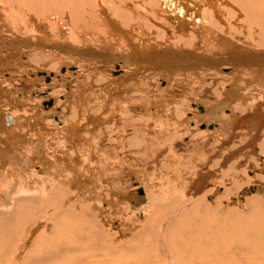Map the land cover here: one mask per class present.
Returning a JSON list of instances; mask_svg holds the SVG:
<instances>
[{
  "label": "rangeland",
  "instance_id": "rangeland-1",
  "mask_svg": "<svg viewBox=\"0 0 264 264\" xmlns=\"http://www.w3.org/2000/svg\"><path fill=\"white\" fill-rule=\"evenodd\" d=\"M170 1H176L175 3L178 2L177 4L179 6L185 3V0ZM207 1L189 0L188 2L187 0L186 2L188 3V9H191V11L194 10L197 14L201 15L203 14L202 12L205 13L207 9L215 14L216 10L215 16L220 18V21H225V19H227L225 22H227L229 27L233 25V29H238L237 32H235L238 34L229 31V33L225 35L230 38V41H233L231 40V36L235 37L233 39L237 40V48L244 47L241 51H243V49L247 50L249 46L252 48L250 51H254L255 53V50L264 51V47L258 48L249 40L248 34L251 31L253 33V37H251L252 39L254 38L253 41L259 40L260 28L250 24L251 21L245 16L246 13L239 4L240 0H223V2L222 0ZM245 1L253 4L259 3L258 0ZM151 2L152 0H132L133 6H131V10L140 14V16L138 15L139 24L141 25L139 31L133 26L130 27L133 30H129L130 28L119 23L121 29L126 30V32H132V35L136 39L134 43L137 44V46L140 47L142 45L141 42H146L147 46H141L142 48L144 47V50L138 47L140 51H147L151 48L150 44H152V41L149 39L150 37H163V35L168 37L169 35L171 36L172 32L170 31L168 35L165 33L166 31H163L161 19L164 17L161 18L159 17L160 15L156 16L153 14L151 16V13H149V11L147 12L148 7L149 9L153 7L155 10L158 8ZM2 3L3 2H0L1 6ZM3 5L5 6V4ZM4 6L2 7L5 8ZM39 7L42 9L45 6L41 3ZM254 7L253 9L257 8L256 6ZM7 11L10 12V9ZM194 12L192 11L191 13ZM27 13L30 12L27 11ZM110 14H112L111 11ZM164 15L166 14L164 13ZM205 17H207V15ZM234 17L236 18L235 21ZM203 19L206 20V18ZM168 20L171 21L172 19L167 18L166 21ZM162 21H164V19ZM169 21H164L163 24L165 23V26H169ZM58 22L60 23V20ZM237 26H243V33L245 35L241 33L242 31L240 28H237ZM210 29L212 30L211 27ZM172 33L173 37H181V34H177L175 31ZM36 34L37 38H34V41H30V43L25 41L23 43V37H19L17 40L16 36L10 31H4V33L0 35V95L9 93L13 98V102L10 105H1L3 104L1 101L4 97L0 96V110L2 108L4 110L7 109V115H2L7 116V119L8 116H15L14 118H17L15 121L10 120V118L8 120L10 123L16 122V124H19V126L13 125V128H11L9 132H6V130L0 131V147L7 150L10 144L14 145L13 147L16 152L13 155L11 154L10 157H7V160L14 162V166H17L19 161H25L29 167H32L33 164L31 165L32 162H30L28 156L35 153L37 155L39 151L42 150L44 152L48 150L45 144L46 140H38L37 142L33 141L31 148H29L32 152L30 153V150L27 148L28 145L23 142V139L20 137L23 136L27 142H30V137L33 138V140L37 138V127L41 123L47 125L48 132L53 133V128H62L69 122L70 118H75L77 114L74 113L75 115L73 116L68 109H57L54 108V106L55 104L66 103L72 100L70 98L72 94L78 91L83 84L85 85V82L88 80H94L95 82L97 79L105 80L108 76L112 79H121L127 76L133 79V81H135V79L143 80L142 83H144V86L140 90L138 88L128 89L125 94L120 96L121 108L130 109V105H132L126 95L145 96L148 101H150L149 99L155 98L154 101L151 100L153 104L147 108V110L152 113V119L144 118L149 120L145 124L148 129L142 128L140 132V129L137 128V133V129L134 128L136 131L133 129L135 126L132 120L131 122L130 119L127 120V116L122 113H118V115L116 113V115L112 116L106 115V123L103 125L106 133L104 135L112 140L104 136L98 139L97 136L100 137L99 132L101 131L99 128L96 129V133L98 134L95 135L96 137H93H95L98 142L94 139L95 142H91V144L94 146L95 143H99L100 145H98L100 148H95L96 144L94 148L88 145V149H91L90 151L95 150L94 152L89 151L90 154L93 153L95 155L97 151L96 154L98 155H95L96 158L95 156L93 157V161L91 157H88L89 153L86 152V156L89 160L88 164L91 165L92 163L94 166V173L92 171L89 175L91 176L90 184L86 185V187L82 188L79 186L80 188H76L78 187L76 182L73 183L72 186L75 187L76 191L72 190L68 182H64L67 177H70L68 176L70 169L65 167L64 159H61L65 155L61 157L56 155L53 151V146H49L52 152L50 153L52 161L48 162L47 166L49 171L41 172V163H39L38 160V163L33 166L36 172V178L34 177V179L39 182L38 184L31 187L27 186L23 190H17V187L13 186L15 183V179H13L11 184H6V186L3 187V180L6 179L0 174V264H53L54 261L60 262V258H52L51 261L45 259L46 253L51 252L52 249L51 247L48 248V245H51L49 242L53 241L52 243L54 244V242L59 241L60 238L69 239L68 234H73L78 231L76 228L80 227L79 223L80 225H87V229L89 228L88 230L91 232V234H89L90 238L93 237L96 239L97 243H100L98 245L100 247L96 248L92 245L87 248L86 251L83 250L80 252L81 254L74 256L73 259L76 260L78 264H264V200H262V197L256 196L257 188L261 186L262 183L261 181L254 182V180L259 177H262L261 180L264 182V171L261 169V166H263L264 169V154L261 155V147H257L260 156H263L261 157L262 159L260 160V158H258V154L253 153L249 155L252 152L251 148L246 146V141L249 142L253 139L248 138L250 135L247 130H244L243 133H248V136L243 139V141L240 139V144L235 146L232 139L228 141L224 137L227 135L230 128L223 129L224 125H222L224 119L229 118L233 114L235 115L232 117L234 120H238L240 117H244L247 120L252 119V121H250L253 122L254 126L251 127L250 130L258 131L259 136L262 135L264 140V123L262 121L264 118V110L261 109V118H259L258 112H254L256 111L255 105L258 104L257 101L259 97L264 93V78L260 77L261 79H256V81H254V78L240 74L237 78L232 77L227 81L226 79H218V77L213 78V80L212 77H210L211 75L208 74L210 71L207 65L211 61L215 63L221 60L223 61L226 54L225 52L223 54L221 50L220 52L218 51L219 53H214L213 45L207 48L208 44L199 41V38H197L195 46L197 49V57L193 60L199 61V65L202 66H197V64L196 66L192 65L195 67H193L194 69H181V72L176 67L171 69V66H169L168 69L166 64L163 63L162 66L167 67V70L162 69V71H160L161 68L156 64H144L148 62L145 61L144 58L141 62L136 57H133V60H131V55H129L127 49L124 48L127 46V42L124 40L120 41L121 45L123 42L121 49L116 46V48H114L112 43V45L109 44L104 47L105 49H101L100 53L102 54L104 51V54L111 53V58H108L106 61H104L105 59L101 61L97 59L99 62H97V60L96 62H94V60L86 62V60H84L85 57L82 55L80 56L79 54L68 52L67 56H65L64 53L62 54L66 61L62 62V60L57 59L54 61L45 59L43 62L38 63L39 61H36L37 54L31 51L32 48H39L53 53L56 52L58 55L61 51L59 49V51L56 50L59 48L54 45V43L58 42L57 38L55 35H52L54 33L47 25H43L41 28L37 29ZM142 34L144 37H141ZM140 37L142 39H140ZM241 38L244 42L240 41L241 43H238V39ZM260 38L264 37L261 35ZM38 39L41 41H38ZM46 39H48V41ZM18 42L20 45L17 44ZM39 42L43 43L42 45L46 44V47L41 48L43 46H41ZM59 44L64 46L63 43ZM52 46L53 48H51ZM174 48L176 49L177 46H174ZM165 49L173 51L172 49H167V47H165ZM121 51L124 53H120ZM176 51H179V49H176ZM177 53H182V51ZM39 55L41 54L39 53ZM11 60H14L15 63H11ZM92 70H98V72L94 75L95 72ZM219 70L220 73L222 72V75L226 76L232 72L231 67L225 64H221ZM40 72H46L48 76L53 73V76L50 77L51 79L48 81L45 75L39 74ZM100 72H102V78H100ZM150 72L152 74H150ZM141 75L147 77L143 79L140 77ZM243 86L247 89L246 97L248 96L249 99L251 98L252 100H250L252 102L250 103V100L247 101L248 98L246 97L237 98L240 102L237 100H230L232 99V97H230L232 94L231 92H233L232 90L238 87L242 88ZM221 90H223V92ZM234 92L238 93V91ZM254 95H257V97L252 98ZM228 96L230 98L229 100ZM205 101L206 104L213 103L217 108L210 111L209 107H206ZM110 103L112 104L113 100H111ZM145 103L144 101V104ZM86 104H89L88 107L91 106L89 112H100L99 110L101 107L98 106L95 108V104L91 101H88ZM86 104L85 106H87ZM101 104L103 105L102 102ZM140 104L145 107L143 103ZM238 104H242L243 106L247 105L246 110H249L246 112L240 111L242 109L236 106ZM155 106L162 107L163 109L155 114ZM73 107L76 106H69V108ZM177 107H179L178 109H180V112L177 117H175V110L173 109ZM240 113L241 115L239 117ZM179 115H181L180 118ZM134 117L135 116H133L132 119H135ZM184 117L188 120L197 117L198 124H195L194 121L186 123L187 126H185L186 129L183 130L184 132L182 130H173V128L169 126V123L176 118L183 121ZM159 118L163 119V121L159 120ZM107 119L111 121L109 122ZM225 120L228 121V119ZM157 121L165 123L163 125L160 123L157 128ZM34 122L35 126L33 125ZM36 122H39L38 125H36ZM248 126L250 125L246 124L247 128ZM105 128L108 129L106 130ZM144 130H146V132ZM135 132L136 134H134ZM140 133L143 135L141 134L139 136L138 134ZM167 133L168 135H166ZM205 133H207V135ZM210 133H213V135L208 136ZM54 134L56 133L54 132ZM131 134H133L134 137L133 135L131 136ZM31 135H36V138ZM137 135L139 136L138 138ZM130 136L133 138H128ZM162 137H164V140ZM197 137H199L201 139L200 142H202L199 147L195 146ZM230 137L231 136H229V138ZM120 138L125 141H121ZM137 139L141 140L139 141L140 143L136 142ZM165 140L168 142L165 143ZM211 141L213 142L212 146L208 144ZM243 142H245V144ZM260 143L261 141L258 140L254 146ZM221 144H223V146H221ZM65 145L69 148L67 143ZM65 145L62 146L64 149L63 153L66 152ZM108 145L109 147L107 148ZM240 145L242 146L240 147ZM226 147L229 149H226ZM240 148H242V150ZM27 149L28 151H26ZM224 150H235V152L233 151L232 154V152L229 151L227 153ZM247 151H249L247 154L248 156L246 155ZM68 152L69 154L71 152L75 154L74 148L68 149ZM240 152H243V154ZM41 154L38 156L42 159L44 154ZM227 154H229V156ZM234 154H236L235 159L238 163L237 165H232L233 158L235 157ZM237 155L240 156V158ZM247 157H252L254 159L251 160L249 166L245 168L243 163H245V159L246 161L249 159ZM54 161H56L59 166H55L53 163ZM25 167L26 165L24 164L20 169L23 170ZM84 168L85 167L77 165L75 171L77 174L73 172L71 177H74L73 179L78 181L82 179L81 175L84 173L86 174V172H82ZM238 177H247L249 181L254 179L252 181L254 184L252 182H248V184L247 181H243V179H241L242 181H237L236 178L239 179ZM91 181L94 182L92 185ZM80 184H82V182ZM84 188H86V190H84ZM140 189H143L142 195L138 194ZM88 190L89 192H87ZM66 194H68V196H66ZM257 197L259 199L261 198L260 202L256 200ZM84 198H86V200ZM80 202H84L85 204H81ZM116 204H118L119 207L115 206ZM84 205L89 206L90 210L88 207L84 210ZM66 206L68 208L70 207V210L73 211L67 210ZM114 206L119 208L120 213L114 209ZM83 210L85 212L87 211V213L89 212L86 214L88 216L89 214L92 215L90 216L91 218L87 216L85 219L84 215L86 216V214L80 215ZM78 211L80 214H77V216L74 213ZM88 218L92 219L95 223L97 222L99 225L97 224L98 226L95 227V223H90V221L87 220ZM83 219H85V221ZM180 219L182 220L180 221ZM164 221H166V226L168 225L166 234H163L165 239L164 237L160 238L159 233V228ZM58 223L64 227L62 228L63 230H61V226H56ZM48 224H52L53 227ZM51 228H53V230ZM58 228L61 230V233L65 232L64 234L67 233V235H59L61 233ZM34 229L37 230L34 232ZM54 229L58 231L56 232ZM66 230H71L72 232L68 233L69 231L67 232ZM97 230L101 232L97 233ZM51 231H55V233ZM29 233H31V235H29ZM50 234L52 237L54 236L53 238L55 240L53 238L51 240ZM98 234H100L102 238L98 236ZM43 235L45 238H43ZM63 236L66 237L64 238ZM94 236L99 238L97 239ZM41 237L42 239H40ZM25 240H28L26 244ZM39 240H41L40 245H38ZM44 240L49 244H45ZM35 241H37V243H34ZM96 241L94 240L93 243ZM19 244L22 246L20 249L21 251L18 250ZM29 244H31L30 248H35L37 245V250H34V248H32L33 251H31L32 249L29 250ZM41 245H47L46 247H42V249L45 248V251L39 249ZM94 249L98 250L95 251ZM16 251L20 252L21 256H19V258H15ZM160 254L161 256H159ZM59 257H61V255H59ZM32 259L35 261L32 262ZM62 264L65 263L63 262Z\"/></svg>",
  "mask_w": 264,
  "mask_h": 264
},
{
  "label": "bare ground",
  "instance_id": "bare-ground-1",
  "mask_svg": "<svg viewBox=\"0 0 264 264\" xmlns=\"http://www.w3.org/2000/svg\"><path fill=\"white\" fill-rule=\"evenodd\" d=\"M186 1L187 0H185L184 1L185 3H183V4H181L179 6L177 4L178 2L175 3L176 1L173 2V1H170V0H162V1H160V0H152L151 3L154 4L155 6H157L158 8L155 10V9H153V7L151 9H149V7H148L147 8V12L149 11V13H151V16L153 14V15H156V16L157 15H160L159 17H161V18L164 17L163 19H164L165 22H168L169 21V20L166 21L167 18H171L172 20L169 21V23H168L169 26H165L164 25L165 23L163 24L164 21H162L163 19H161V26L163 28V31L164 32L166 31L165 33H167L168 35H169L170 31H172V32L175 31V33L181 34L180 35L181 37H178V38H176V36L173 37V33L172 32H171V36L169 35L168 37H166V35H163V37L162 36H160V37L157 36L155 38L150 37L149 39L152 41V44H150V47H151L150 49L151 50L147 48L148 49L147 51H142V50L140 51V49H143L144 50V47L147 46V44H146L145 41L144 42H141L142 45H144L143 48L141 47L142 45L140 47L137 46V44L134 43V41L136 39L132 35V32H130V31L129 32H126V30L121 29L120 26H119V23H121L123 26H126L127 28H130L131 26H133L138 31L141 28V25L139 24V20H138V15L140 16V14H138L137 12L131 10V6H133L132 0H0V2H3L2 3V6H4L3 4H5L4 7L7 10L10 9V12H8L5 8H3L0 5V35L3 34L4 31L5 32L6 31L7 32L10 31L14 36H16V39L17 40H18L19 37H23L22 38L23 39V43H24V41L27 42V43H30V41H32L34 38H37L36 37V35H37L36 34V30L39 29V28H41L43 25H47L53 31L54 34H52V35H55V37L57 38V41L58 42L54 43V45L58 46L59 48H57V49L55 48V49L57 51L60 50L61 52L58 55V54H56V52L55 53H53L51 51L48 52L47 50H43V49H39V48L38 49L37 48H35V49L32 48V50L30 49L32 52H34L35 54H37V58H36L37 60L36 61H39L38 63L43 62L45 59H50V60H53V61L57 59V60H62V62L63 61H66L64 55L67 56V53L68 52H72L73 54H79L80 56L82 55L83 57H85L84 60H86V62H88L89 60H94V62H96L97 59L99 61L105 59L104 61H106L108 58L109 59L111 58L110 57L111 56V53L104 54L105 53V51H104V53L102 54V53H100L101 49H105L104 47L108 46L111 43L113 44V45L112 44L111 45L114 48L120 47V49H121L122 48V45H123V42H122V45H121V42L120 41L121 40H124L125 42H127V46L126 47L123 46V47L125 49H127V53H129V55H131V60H133L132 59L133 57H136L141 62V60H143V58H144L145 61H148V62H146L144 64H147V65H155L156 64V65H158V67L161 68L160 71H162V69L167 70V67L169 69V66H171L170 67L171 69H174L176 67V68L179 69L180 72H181V69L182 70H186V69L191 70L190 68H193L194 67L192 65H195V66H196V64H197V66L199 65V63H200L199 61L193 60V59H196V57H197L196 56L197 49H196L195 46H196L197 38H199V41H202L203 43L208 44L207 45V48H210V46L213 45V52L214 53H217L218 51L220 52V50H221L223 54H224V52L226 54L225 57H224L225 59L223 61L221 60L222 63H221L220 60H219L220 62H217V60H216L217 63H215L214 61H211V62L208 63L207 66L209 67L208 70L210 72L209 73L206 72V73H208L209 75H211L210 77H212V79L218 77V79H221V80H225L226 79V81H227V80H230L232 77L233 78L234 77L237 78V76L240 75V74H242V75H244L246 77L254 78V81H256V79H261L260 77H263L264 78V51L262 52L261 50H255L254 49L256 51V53H255L254 51H250V50H252L251 46H249L247 48V50L243 49V51H241L242 48H244V47H241V48L238 47L237 48V42H236L237 40H234L233 39L235 37L231 36V38H232L231 40H233V41H230L229 40L230 38H228L225 35V34L229 33V31L231 33L232 32L235 33L238 30V29H233L234 28L233 25L229 27V25L227 24V22H225L227 19H225V21L224 20L223 21H220L221 19L218 18L217 16H215L216 10H215V14L212 13L211 11H208V9H207V11L205 10V13L202 12L203 14H201V15L195 13L194 10H192L194 13H191L192 11H191V9L190 10L188 9V6H187L188 3ZM188 2H189V0H188ZM222 2H223V0H222ZM238 2H236V3H238ZM258 2L259 3H257V4H253V3H248L245 0H240L239 4L241 5L242 10L246 13L245 16L248 17L249 18L248 20L251 21L250 24L251 25L258 26L260 28V37H261V35H262V37H264V0H258ZM41 3H43L44 6H45L42 9L39 7V4H41ZM31 5H32V7H31ZM185 6H187V7H185ZM254 6H256L257 8L256 9H253ZM26 10L29 11L30 13H27ZM242 10H241V12H242ZM110 11H111L112 14H110ZM164 13L166 15H164ZM219 13H221V12H219ZM206 15H207V17H205ZM236 15H238V14H236ZM203 18H206V20H204ZM145 19H146V17H145ZM235 19L236 18L234 17V21H235ZM59 20H60V23L58 22ZM231 20H232V18H231ZM158 22H160V21H158ZM205 24H206V26H205ZM244 26H245V24H244ZM210 27L212 28V30L210 29ZM226 27H227V29H226ZM237 28H240V30L242 31L241 33H243V26L242 27L241 26H237ZM129 30H133V29L130 28ZM213 30H214V32H213ZM245 30H246V28H245ZM251 30H253V29H251ZM231 33H230V35H231ZM235 34H238V33H235ZM8 35H10V34H8ZM86 35H88V36H86ZM239 35H240V33H239ZM141 37H144L143 34H142ZM141 37H140V39H142ZM248 37H249V40H251L256 47H258V48H263L264 47V40H263L264 38H260L259 37V40H255V42H254L253 41L254 38L253 39L251 38V37H253L252 31L248 34ZM7 38H9V37H7ZM143 39H145V38H143ZM46 40L48 41V39H46ZM238 40H239L238 43L240 41H243L244 42V40L242 38L241 39H238ZM38 41H41V40L38 39ZM50 41H52V40H50ZM59 43H63L64 46H62ZM147 43H148V41H147ZM249 43H246V44H249ZM17 44L20 45L19 42ZM17 44H15V45H17ZM40 44H41V46H43L41 48L46 47L45 46L46 44H44V45H42L43 43H40ZM40 44H39V46H40ZM174 46H177L176 49H179V51H182V53H177L179 51H176V49L174 48ZM165 47H167V49H172L173 51L166 50ZM246 47H247V45H246ZM51 48H53V46ZM55 49H53V50H55ZM259 52H262V53H259ZM39 53L41 55H39ZM63 53H64V55L62 56ZM120 53H124V52L121 51ZM47 57H49V58H47ZM12 58H14V57H12ZM184 58H185L186 61L184 60ZM98 60H97V62H99ZM11 63L14 64L15 61L14 60H11ZM162 63L163 64H166L167 67L162 66ZM221 64H225V65H228V66L231 67V69H232L231 71L232 72L229 75H227L228 77L226 75H222V72L220 73L219 67H220ZM199 66H202V65H199ZM205 68H207V67H205ZM96 69H98V68H96ZM98 70H100V69H98ZM98 70H92V71L95 72L94 75L98 72ZM197 70H199V69H197ZM186 72H188V71H186ZM167 73L170 74L169 72H167ZM39 74L45 75V77L48 78V81L51 79L50 77L53 76V73H51L49 76H48V74L46 72H43V73L40 72ZM150 74H152V73L150 72ZM208 74H205V75H208ZM99 75H100V78H102V72H100ZM124 77L125 78H121V79H112L111 77L108 76V78L107 79L105 78V80L104 79H97V81H95V82H94V80H88V81L85 82V85L83 84L79 88L78 91H76L75 93L72 94V97H70L72 100H70L69 97H68V99L70 100L69 102L55 104L54 108H57V109L58 108L59 109H63V108L68 109V111L71 112L70 114L73 115V116L75 114H77V116L75 115V118H73V119L70 118L69 122L65 126H63L62 128H53V131L56 134H54V132L53 133L48 132L47 125L42 124V123L40 125H38L39 122L38 123L36 122V125H38V127H37L38 128V130H37V138L35 137L36 135L33 136L34 135L33 133H32L33 135H31V136L35 137L36 139L33 140V138L30 137V142H27V140L25 139V137L21 136L20 138L23 139V142H25L28 145V147H27L28 149L31 148V146L33 144V141L34 142H37L38 140H46L45 144L47 145V148H48L49 151L46 150V152H44L42 150V151H39V153L37 155L35 153V154H32L31 156H28L30 158V162H32L31 165L33 164L32 167H29L28 164H27V162H25V161H21V162L19 161V164L17 166H14V162L13 161L7 160V157L8 156L10 157L11 154L13 155L16 152V150L13 147L14 146L13 144H10L8 146V149L7 150H5L3 147H0V174L3 176V178L6 179V180H3L4 182H3L2 186L4 187V186H6V184L7 185L8 184H11L12 181H13V179H15V183H14L13 186L17 187V190H23L27 186H30L31 187L33 185L38 184L39 182H37L34 179V177L36 176L35 175L36 172L34 171L33 166L36 163H38V161H39V163H41V172H47V171H49V168H47L48 162H51L52 161V156L50 154L52 152L49 149V146H53L54 153L56 155H58L59 157L65 155L61 159H64V163L66 165L65 167H68L70 169L69 170L70 173L68 175L70 177H67V179H65V180L63 179V180H64L65 183L68 182V185L71 186L72 190H75V187L72 186V184L75 183V182H76V184L78 186L76 188H80L79 186H81L83 188V187H86V185L90 184V177L91 176H89V175L92 173V171L94 173V166L92 165V163H91V165L88 164L89 163V160H88V158L86 156V152L89 153V151L91 150V149L90 150L88 149L89 148L88 145H91V147L94 148V146L96 144L97 145L99 144V143H95L94 146L91 144V142L93 143V142H95V140H96V142H98L97 139H95V137H96L95 135L98 134V133H96V129L97 128H99L100 131H101V132H99L100 137L97 136V138L100 139L103 136L105 137L104 134H106V133H105V130L103 128L104 123H106L105 122L106 121L105 120V116L106 115H108V116L109 115H111V116L112 115H116V113L118 115V113H122L123 115L127 116V120L130 119V122L132 120V122H133V124L135 126V127H133V129L134 128L135 129L139 128L140 129V132L142 131V128L143 129H146V130L148 129V128H146V125L145 124L149 120H146L144 118L152 119V117H151L152 113H150L149 110H147V108H149L150 105L153 104V101H154L155 98L149 99L150 101H148L145 96L126 95L128 97V99H129V102L132 103V105H130V109L129 108H126V109L121 108L120 96L122 94H125L126 90L132 89V88H138L140 90L144 86L143 85L144 83H142L143 80L141 81V79H138V80L135 79V81H133V79H131L130 77L129 78L127 76H124ZM140 77L143 78V79H145L147 76L141 75ZM180 83H182V82H180ZM249 84H251V83H249ZM147 85H148V83H147ZM257 86H258V84H257ZM153 91H155V90H153ZM221 91L223 92V90H221ZM232 91H233V92H231L232 94L231 95L229 94L230 97H232V99H230L229 96H228V100L230 99V100H235V101L237 100V101H239V99H237V98H241V97H244L245 98L246 95H247L246 94L247 89H246V87L244 88V86L242 88H239L238 87L236 89H233ZM234 91H238V93H236ZM262 91H261V93H262ZM0 96H3L4 97V99L1 98L2 99L1 103H3L1 105H5V104L10 105L13 102L12 95H10L9 93H6L5 95L3 93V95H0ZM158 96H160V95H158ZM254 97L256 98L257 95L256 96L254 95L252 98H254ZM246 98H248V96ZM88 99H90V100H88ZM250 99L248 98L247 101H249ZM111 100H113V103L112 104L110 103ZM151 100H153V101H151ZM251 100H250V103L252 102ZM88 101H91L93 104H95V106H96L95 108H97L98 106L101 107L100 110H99L100 112L99 113H96V111L95 112L93 111V113L91 111L89 112V109H90L91 106L88 107L89 104L88 105L86 104ZM144 101L146 102L145 104H144ZM101 102L103 103V105L101 104ZM124 102H126V101H124ZM257 102H258V104L255 105L256 111H254V110L253 111L254 112H258L259 113V118H261V116H260L261 115L260 113H262L261 112V109L264 110V93L261 94V96L259 97V99H258ZM140 103H143L145 105V107H143ZM85 104L87 106H85ZM205 104H206V101H205ZM50 105H51V102H50ZM69 106H76V107L69 108ZM158 106H155V108H156V111H154L155 114L163 109L162 107L160 108ZM236 106L238 108L242 109V110H240L242 112H246V111L249 110V109L246 110L247 105L246 106H243L242 104L241 105L238 104ZM138 107H140V108H138ZM206 107L207 108L209 107L210 111H212V110H214V109L217 108V106H215L213 103L206 104ZM178 108L179 107L173 109V110H175L174 111V113H175L174 116L175 117H177V115L180 112V109H178ZM5 110H7V109H5ZM5 110L3 108L0 110V131L6 130V132H9V130H11V128H13L12 127L13 125L19 126V124H16V122H11L10 123L9 120H8L9 118H10V120H14V121L17 118L15 119L14 118L15 116L14 117L8 116V119H7V116H3V115H7L8 110L7 111H5ZM40 110H41V108H40ZM254 112H252V113H254ZM234 113H235V111H234ZM240 115H241V113L239 114V117H240ZM133 116H135L134 117L135 119H132ZM180 116L181 115H179V118H180ZM234 116L235 115L233 114L229 118H232ZM255 117H256V115H255ZM106 118H107V116H106ZM179 118H176L174 121H172L171 123H169L170 124L169 126L171 128H173V130H175V129L177 131L178 130L179 131L185 130L186 129L185 126H187L186 123H188V122H193L194 121L195 124H198L197 117H195V119H192V120L191 119L188 120L187 118L184 117L183 118L184 119L183 121L180 120ZM229 118H225V119H228V121L225 120V119H224V122L222 121L223 122L222 125H224L223 126V129L230 128L229 131L227 132V135L228 136L227 135L224 136L226 138V140L231 141V139H232V142L234 141L233 143L236 146L237 144H240L239 143L240 139H241V141H243V139H245L248 136L247 134L249 133V135L251 137L248 136V138H250V139L252 138L253 139V140H250L249 142L246 141V143H247L246 146L250 147L251 148V152H252L249 155H251L253 153L254 154H258L259 155L258 158H260V160H261L262 159L261 157H263V156H260L259 151H257V147H261L260 148V152L262 153L261 155H263L264 154L263 153L264 152V140H263L262 135L259 136V132L258 131L250 130V128L254 126L253 122H251L252 119L247 120L244 117H240V119L234 120L233 118L232 119H229ZM159 120H162L163 121V119H160V118H159ZM108 121L110 122L111 120L109 119ZM230 121H231V123H230ZM262 121L264 123V118H263ZM160 123H162V125H163L165 122L157 121L156 122L157 128H158V126H159ZM246 124H249L250 126H248V128H247L246 127ZM33 125L35 126V122H34ZM31 126H32V124H31ZM104 127H108V126H104ZM146 130H144V131L146 132ZM244 130H247L248 133H246V134L243 133ZM144 131H143V133H144ZM137 133H138V129H137ZM173 133H174V131H173ZM134 134H136V132ZM141 134L142 133H140L138 135L140 136ZM172 134H171V137H172ZM205 134L207 135V133H205ZM126 135H125V137H126ZM132 135L133 134H131V136ZM138 135H137V138L139 137ZM166 135H168V133ZM212 135H213V133H210L208 136H212ZM93 136H95V137H93ZM131 136L128 137V138H131L132 139L134 137V135H133V137H131ZM229 136H231V137L229 138ZM221 137H223V136H221ZM227 137H228V139H227ZM13 138H14V136H13ZM114 138H117V137H114ZM107 139H109V137H107ZM131 139H129V140H131ZM139 139H137V141L136 140L135 141L136 142L141 141ZM145 139L148 140L147 138H145ZM145 139H144V141H145ZM162 139L164 140V137H162ZM109 140H112V139H109ZM196 140H197V143H196L195 146L199 147L201 145V143H202V142H200L201 139L199 137H197ZM258 140L261 141V143L260 144H257L256 146H254V144ZM121 141H125V140H122L121 139ZM148 142H151V141H148ZM166 142H168V141L165 140V143ZM198 142H200V143H198ZM211 142H209L208 144L212 146L213 142L212 143ZM13 143H15V142H13ZM47 143L48 144L51 143V144L48 145ZM66 143L69 145V148H67V146L65 145ZM146 143H147V141H146ZM243 143L245 144V142H243ZM144 144H145V142H144ZM241 144H242V142H241ZM64 145L66 146V149H65L66 152L65 153H63L64 149L62 148V146H64ZM97 145L95 146V148L96 147L97 148H100V146H99L100 144L98 146ZM221 146H223V144H221ZM241 146L242 145H240V147ZM108 147H109V145L107 146V148ZM70 148H74L75 154H73L72 152L69 154L70 151L68 152V149H70ZM219 148H220V146H219ZM28 149L26 151H28ZM226 149H229V148L226 147ZM240 149L242 150V148H240ZM246 149H245V151H246ZM101 150H102V148H101ZM112 150H113V148H112ZM94 151H90V152H94ZM161 151L164 152L163 150H161ZM224 151H226L228 153L230 150L229 151L224 150ZM233 151L235 152V150H231L230 152H232V154H233ZM17 152H18V150H17ZM29 152L32 153L31 150ZM145 152H146V150H145ZM24 153H26V152H24ZM41 153L44 154V156H43L42 159L38 156ZM96 153H97V151H96ZM96 153H95V155H98ZM240 153L243 154V152H240ZM248 153H249V151H247L246 155ZM229 154H231V153H229ZM229 154H227V155L229 156ZM88 155H89L88 157H91L92 160H93V157L95 155L93 153H91V154L89 153ZM234 155H235V157L234 158L232 157L233 158L232 165H237L238 163L236 162V159H235L236 158V154H234ZM24 156H21V157H24ZM99 156H98V158H99ZM103 156H101V157H103ZM114 156H115V154H114ZM153 156H154V154H153ZM161 156H163V155H161ZM238 157L240 158V156H238ZM95 158H96V156H95ZM243 158H244V156H243ZM243 158H242V160H243ZM247 158H249V159H247V161L245 159V163H243L245 168L248 167L250 161L254 159L252 157H247ZM53 163H54L55 166H59V164L56 161H54ZM24 164L26 165V167L23 170H21L20 167L22 165L24 166ZM257 164H258V162H257ZM257 164H255V165H257ZM77 165L80 166V167H85L84 169H82V172H86V174L84 173L83 175H81L82 176V179L79 178L80 179L79 181L78 180H74L73 179L74 177H71L72 174H73V172L76 173L75 171H76V166ZM241 166H243V165H241ZM261 167H262L261 168L262 171H264L263 166H261ZM233 168H235V167H233ZM53 174H54V172H53ZM241 179H243V181H247V183L248 182H252L254 180L253 179V180H250L249 181V179L247 177H245V178H241L240 177L239 179L236 178L237 181H242ZM261 179H262V177L256 178V180H254V182H260L261 181L262 185L260 184L261 186H259L257 188L258 190H257L256 196L262 197L263 198L262 200H264V182ZM81 182H82V184H80ZM92 183H94V182L91 181V185H92ZM221 185H223V184H221ZM84 190H86V188H84ZM140 190L142 192L141 193L138 192V194L139 195H142L143 194V189H140ZM52 191H54V190H52ZM87 192H89V190ZM144 193H145V191H144ZM14 195H16V194H14ZM66 196H68V194H66ZM13 197H15V196H13ZM86 198H84V199L86 200ZM256 200H259V202H260L261 201V198L259 199L257 197ZM72 204H74V203H72ZM81 204H85V203L83 202ZM263 204H264V202H263ZM84 206H85V209L84 210H86V207L89 208L90 204H89V206H86V205H84ZM115 206H118V204H116ZM115 206H114V209L117 210V212L120 213L119 208H117ZM75 208H76V206H75ZM63 209H64V207H63ZM66 209L67 210L68 209L70 210L71 208L70 207L69 208L67 207ZM76 209H75V212H76ZM84 210H83V212L81 214L79 213L80 210L77 213H74V212L73 213L75 215H77V214L83 215V214H86L87 213V211L85 212ZM89 210H90V208H89ZM108 210H110V209H108ZM70 211H73V210H70ZM97 211H99V210H97ZM54 212H52V213H54ZM46 213H47V211H46ZM67 213H65V214H67ZM91 213H93V212H91ZM87 214H86V216L84 215V218L85 217L87 218V216H88ZM90 216H92V215L89 214L88 217H90ZM90 218H88L87 220H89L90 223H92V224L95 223ZM168 218H170V217H168ZM85 219H83V220L85 221ZM95 220H97V219H95ZM181 220L182 219H180V221ZM97 224L98 223L96 222L95 223V225H96L95 227H97L99 225V224L98 225ZM48 225H51L52 226V224H48ZM57 225H58V227L61 226V230H63L62 228H64V227H62V225H59V223L56 224V226ZM79 226H80L79 228L77 227L78 229L76 228V230H78V231H76V232L73 233L74 235L70 233V232H72L71 230L70 231L68 230L69 232L66 230L68 233H70V234H68L69 239H66L65 238L66 236L65 237L63 236L65 239H61L60 238V240L59 241H55L54 244L52 243L53 241L52 242H49L50 241L49 240L48 242L51 243L52 246L49 243H48L49 244L48 245L47 242L44 240L45 241V244L48 245V248L49 247L52 248V249L50 248L51 249V252H48L47 251L48 253H46L45 259H49L51 261L52 258H60L59 259L60 262L54 261L53 264H62L63 262L65 264H78L76 262V260L73 259L74 256H76L77 254H81L80 252H82L83 250L86 251V249L89 248V247H91L92 245H94L93 247L99 248L100 246H98V245L100 243L99 242L97 243L96 239H94L93 237L90 238V235L89 234H91V232L88 230L89 228L87 229V225H85V224L84 225L83 224L80 225V223H79ZM167 226H166V221H164L162 223V225L160 226V228H159L160 238L164 237L163 236L164 233L166 234L167 228H168ZM170 228H171V226H170ZM51 229L53 230V228H51ZM36 230L34 229L33 231L35 232ZM61 230L59 229V232L60 233H61ZM144 230H146V229H144ZM55 231L57 232L58 230L56 229ZM55 231H51V232L55 233ZM100 232L97 230V233H100ZM64 233L65 232H63V233H61L59 235H67V233L66 234H64ZM142 233H144V232H142ZM152 233H151V235H152ZM56 234H58V233H56ZM29 235H31V233H29ZM98 236H101V235L98 234ZM53 237L51 235V237H50L51 240H52ZM138 237H139V235H138ZM43 238H45V236ZM95 238L98 239L99 237L96 236ZM101 238H102V236H101ZM153 238H154V236H153ZM40 239H42V237ZM93 239L96 241L95 242L96 244L93 243V241H94ZM164 239H165V237H164ZM46 240H48V239H46ZM27 241L25 242V244L27 243ZM40 241L41 240L38 241V245L41 244ZM34 243H37V241H35ZM29 245H30L29 246V250L32 249V248H34V247L30 248L31 247V244H29ZM46 246H44V245L42 246L41 245V248H39V249L42 250V251H45L44 250L45 248L42 249V247H46ZM21 248H22V246H21V244H19L18 250H20ZM35 248H34V250H37V245H36ZM142 248H144V247H142ZM94 250L97 251L98 249L97 250L94 249ZM125 250H127V249H125ZM31 251H33V249ZM91 251H93V250H91ZM89 253H90V251H89ZM59 255H61V257H59ZM93 255H94V253H93ZM19 256H21L20 255V252L16 251L15 258H19ZM159 256H161V254ZM55 260H58V259H55ZM33 261H35V260L32 259V262ZM175 263H177V262H175ZM194 263H196V262H194Z\"/></svg>",
  "mask_w": 264,
  "mask_h": 264
},
{
  "label": "water",
  "instance_id": "water-1",
  "mask_svg": "<svg viewBox=\"0 0 264 264\" xmlns=\"http://www.w3.org/2000/svg\"><path fill=\"white\" fill-rule=\"evenodd\" d=\"M47 80H48V78H47ZM138 192H139V193H141L142 191H141V190H139Z\"/></svg>",
  "mask_w": 264,
  "mask_h": 264
}]
</instances>
